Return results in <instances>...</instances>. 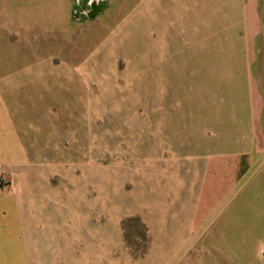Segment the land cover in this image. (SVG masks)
<instances>
[{"label": "rangeland", "instance_id": "rangeland-1", "mask_svg": "<svg viewBox=\"0 0 264 264\" xmlns=\"http://www.w3.org/2000/svg\"><path fill=\"white\" fill-rule=\"evenodd\" d=\"M84 1L0 0V264H264V0Z\"/></svg>", "mask_w": 264, "mask_h": 264}, {"label": "water", "instance_id": "water-1", "mask_svg": "<svg viewBox=\"0 0 264 264\" xmlns=\"http://www.w3.org/2000/svg\"><path fill=\"white\" fill-rule=\"evenodd\" d=\"M106 2H107L106 0H97V1L93 2L91 4L92 9L80 13V18L81 19H85L87 17L94 18L97 14H100L103 11V9L106 6ZM83 9H84V7H83Z\"/></svg>", "mask_w": 264, "mask_h": 264}, {"label": "flooded vegetation", "instance_id": "flooded-vegetation-1", "mask_svg": "<svg viewBox=\"0 0 264 264\" xmlns=\"http://www.w3.org/2000/svg\"><path fill=\"white\" fill-rule=\"evenodd\" d=\"M85 1H87V0H85ZM83 2V5L81 6V10H82V12H85V11H88V10H91L92 9V3L93 2H95V1H97V0H91V1H89V4L87 3V2ZM83 7H84V9H83ZM81 12V13H82Z\"/></svg>", "mask_w": 264, "mask_h": 264}]
</instances>
